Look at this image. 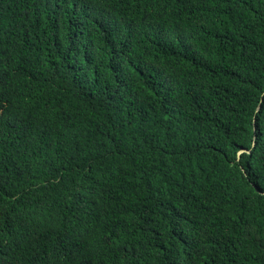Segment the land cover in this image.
<instances>
[{
    "label": "trees",
    "instance_id": "1",
    "mask_svg": "<svg viewBox=\"0 0 264 264\" xmlns=\"http://www.w3.org/2000/svg\"><path fill=\"white\" fill-rule=\"evenodd\" d=\"M0 264H264V0H0Z\"/></svg>",
    "mask_w": 264,
    "mask_h": 264
},
{
    "label": "water",
    "instance_id": "2",
    "mask_svg": "<svg viewBox=\"0 0 264 264\" xmlns=\"http://www.w3.org/2000/svg\"><path fill=\"white\" fill-rule=\"evenodd\" d=\"M254 144H255V142H253L252 147L254 146ZM250 152H251L250 149L243 148V149H241V150H239V151L237 152V156H238V158H240L241 154H243V153L250 154Z\"/></svg>",
    "mask_w": 264,
    "mask_h": 264
}]
</instances>
